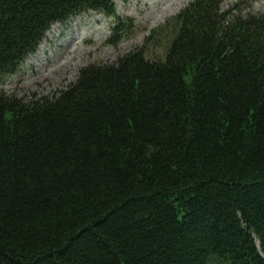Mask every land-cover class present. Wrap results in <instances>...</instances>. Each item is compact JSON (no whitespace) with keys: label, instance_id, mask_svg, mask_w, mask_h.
I'll list each match as a JSON object with an SVG mask.
<instances>
[{"label":"trees","instance_id":"obj_1","mask_svg":"<svg viewBox=\"0 0 264 264\" xmlns=\"http://www.w3.org/2000/svg\"><path fill=\"white\" fill-rule=\"evenodd\" d=\"M224 1L183 8L163 60L139 48L51 96L0 93V264H264V12ZM89 11L117 17L0 0V76Z\"/></svg>","mask_w":264,"mask_h":264},{"label":"rangeland","instance_id":"obj_2","mask_svg":"<svg viewBox=\"0 0 264 264\" xmlns=\"http://www.w3.org/2000/svg\"><path fill=\"white\" fill-rule=\"evenodd\" d=\"M191 1L113 0L119 19L89 11L56 23L36 53L14 72L0 76V93L24 100L51 96L74 82L80 68L112 63L139 48L146 58L163 60L175 32L174 19ZM235 4L242 14L264 12V0H225L223 8ZM124 19L131 21L129 29L110 42L112 28Z\"/></svg>","mask_w":264,"mask_h":264},{"label":"bare ground","instance_id":"obj_3","mask_svg":"<svg viewBox=\"0 0 264 264\" xmlns=\"http://www.w3.org/2000/svg\"><path fill=\"white\" fill-rule=\"evenodd\" d=\"M150 1V0H149ZM152 1V0H151ZM152 5V4H151ZM154 5V4H153Z\"/></svg>","mask_w":264,"mask_h":264}]
</instances>
